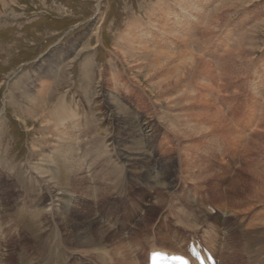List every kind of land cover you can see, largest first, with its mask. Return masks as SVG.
I'll return each mask as SVG.
<instances>
[{
    "label": "rangeland",
    "instance_id": "374dc122",
    "mask_svg": "<svg viewBox=\"0 0 264 264\" xmlns=\"http://www.w3.org/2000/svg\"><path fill=\"white\" fill-rule=\"evenodd\" d=\"M0 181V263L264 264V0H0Z\"/></svg>",
    "mask_w": 264,
    "mask_h": 264
},
{
    "label": "bare ground",
    "instance_id": "6f19581e",
    "mask_svg": "<svg viewBox=\"0 0 264 264\" xmlns=\"http://www.w3.org/2000/svg\"><path fill=\"white\" fill-rule=\"evenodd\" d=\"M152 24V23H151ZM155 26V25H154ZM125 86V85H124ZM60 113H62V111L60 110ZM61 115H63V114H61ZM64 115H67V114H65L64 113ZM63 115V116H64ZM220 123H222V122H220ZM259 124V123H258ZM228 126V125H227ZM224 127V126H223ZM222 127V128H223ZM255 131H257V130H255ZM231 132V131H230ZM229 132V133H230ZM238 136H241V135H238ZM243 136V135H242ZM210 137V136H209ZM231 137V136H230ZM233 137V136H232ZM237 137V136H236ZM224 138V137H223ZM235 138V137H234ZM233 138V139H234ZM226 139V138H225ZM232 139V138H231ZM236 139V138H235ZM210 140V139H209ZM228 140H230V139H228ZM227 140V141H228ZM239 141V140H238ZM214 143V142H213ZM228 143V142H227ZM240 143V142H239ZM231 144V143H230ZM236 144V143H235ZM232 145H233V143H232ZM230 147V146H229ZM211 148V147H210ZM215 148V147H214ZM129 149V148H128ZM123 151H124V149H123ZM128 152V151H127ZM54 155H56V153H53ZM124 155H126V154H124ZM122 156V155H121ZM53 158L55 157V156H52ZM56 157H57V155H56ZM60 158V157H59ZM52 159V158H51ZM56 159H54V161H55ZM147 160H149V159H147ZM157 162V161H156ZM2 165V164H1ZM33 166V165H32ZM41 166V165H40ZM42 166H44V165H42ZM225 168V167H224ZM32 169V168H31ZM161 169V168H160ZM206 170H209L210 171V174H211V176H215L216 174H214V171L213 170H210V168L209 167H206L205 168ZM33 170V169H32ZM135 170H137L136 168H135ZM34 171V170H33ZM127 171V170H126ZM138 172H139V170H137ZM156 172V171H155ZM132 173V172H131ZM149 173H150V171H149ZM38 174V173H37ZM141 175V174H140ZM161 175V174H160ZM163 175V174H162ZM221 175V174H220ZM219 175V178L221 179V181L222 180H224V179H226L225 177H223V176H220ZM227 175V174H226ZM37 176V175H36ZM144 176V175H143ZM188 176V175H187ZM186 176V177H187ZM216 176H218V175H216ZM215 176V177H216ZM114 177V176H113ZM152 178H153V176H151ZM189 177V176H188ZM151 178V179H152ZM229 178V177H228ZM150 179V178H149ZM150 179V180H151ZM158 179V178H157ZM181 179V178H180ZM192 179V178H191ZM219 179V180H220ZM47 180H48V178H47ZM163 180V179H162ZM189 180V179H188ZM187 180V181H188ZM215 180V179H214ZM43 181V180H42ZM50 181V180H49ZM115 181V180H114ZM152 181V180H151ZM183 181V180H182ZM1 182V181H0ZM47 182V181H46ZM45 182V183H46ZM148 182V181H147ZM163 182V181H162ZM228 182H229V179H228ZM234 182V181H233ZM233 182L232 183H230V184H228V186L230 185V188H232V186H233ZM160 183V182H159ZM159 183L157 184V185H159ZM193 183H195V181H193ZM44 184V183H43ZM112 184V183H111ZM118 184V183H117ZM154 184V183H153ZM165 184V183H164ZM190 185L192 184V183H189ZM198 184V183H197ZM20 185V184H19ZM113 185V184H112ZM156 185V186H157ZM184 185V184H183ZM8 186V185H7ZM16 186V185H15ZM110 186V185H109ZM138 186V185H137ZM160 186V185H159ZM166 186V185H165ZM186 186V185H185ZM194 186V185H193ZM199 186V185H198ZM26 187V186H25ZM54 187V186H53ZM114 187V186H113ZM161 187V186H160ZM164 187V186H163ZM173 187V186H172ZM197 187V186H196ZM24 188V187H23ZM140 188H142L141 186H140ZM184 188H186V187H184ZM192 188V187H191ZM155 189V188H154ZM158 189V188H157ZM187 189V188H186ZM115 190V189H114ZM160 190V189H159ZM4 191V190H3ZM11 191V190H10ZM172 191V190H171ZM188 191V190H187ZM160 192H161V190H160ZM164 192V191H163ZM4 193V192H3ZM9 193V192H8ZM22 193V192H21ZM25 193H26V190H25ZM165 193V192H164ZM172 193V192H171ZM187 193V192H186ZM52 195H50L49 197H50V202H49V205H47V207H46V209L47 208H50V210L53 208L54 209V207L56 206V203L57 202H59V204H60V202L62 203V202H64V199L67 197L66 195H64V193H51ZM98 194V193H97ZM110 194V193H109ZM113 194H114V192H113ZM159 194H161V193H159ZM17 195V194H16ZM69 195V194H68ZM107 195V194H106ZM106 195H104V196H106ZM167 195V194H166ZM178 195V194H177ZM181 195V194H180ZM186 195H188V194H186ZM14 196V195H13ZM23 196V195H22ZM89 196V195H88ZM87 196V197H88ZM99 196V195H98ZM110 196V195H109ZM161 196V195H160ZM9 197V196H8ZM73 197V196H72ZM71 197V198H72ZM76 197V196H75ZM111 197V196H110ZM157 197H159V195L157 196ZM163 197V196H162ZM169 197H172V196H169ZM70 197L68 196V199H69ZM78 198V197H77ZM109 198V197H108ZM160 198V197H159ZM158 198V199H159ZM164 198V197H163ZM167 198V197H166ZM5 199V198H4ZM13 199V198H12ZM73 199V198H72ZM75 199V198H74ZM93 199V198H92ZM106 199V198H105ZM143 199V198H142ZM141 199V200H142ZM78 200V199H77ZM164 200V199H163ZM94 201V200H93ZM101 201V200H100ZM68 202H71L72 203V200L71 201H68ZM79 202V201H78ZM96 202V201H95ZM140 202V201H139ZM178 202V201H177ZM191 202V201H190ZM189 202V203H190ZM65 203V202H64ZM63 203V204H64ZM151 203H153L152 201H151ZM150 203V204H151ZM160 203V201H156L155 202V204L158 206V205H160L159 204ZM3 204V203H2ZM16 204V203H15ZM65 204H67V203H65ZM72 204H74V203H72ZM165 204H166V202H165ZM179 204V203H178ZM44 205V204H43ZM42 205V206H43ZM45 205H46V203H45ZM44 205V206H45ZM155 205V206H156ZM164 205V204H163ZM177 205V204H176ZM18 206V205H17ZM40 206V205H39ZM69 206H71L70 204H69ZM165 206V205H164ZM190 206V205H189ZM59 207V206H58ZM65 207V206H64ZM66 207H68V205L66 206ZM166 207V206H165ZM260 207V206H259ZM3 208V207H2ZM15 208V207H14ZM45 208V207H44ZM56 208V207H55ZM60 208V207H59ZM70 208V207H69ZM72 208H74V207H72ZM16 209V208H15ZM35 209H37V208H35ZM44 210V209H42L43 211H39V212H45V211H47V210ZM52 209V210H53ZM61 209V208H60ZM253 209H254V207H253ZM258 209V208H257ZM256 209V210H257ZM49 210V211H50ZM58 210V209H57ZM57 210H55V211H57ZM70 210V209H69ZM72 210V209H71ZM150 210V209H149ZM227 210H229V209H227ZM231 210H232V208H231ZM233 210H234V208H233ZM236 210V209H235ZM37 211V212H38ZM63 211V210H62ZM164 211V210H163ZM162 211V212H163ZM238 211V210H237ZM255 211V210H254ZM37 213V214H40V213ZM58 212V211H57ZM223 212V211H222ZM234 212V211H233ZM9 213V212H8ZM46 213V212H45ZM51 213H52V211H51ZM64 213V212H63ZM229 213V212H228ZM231 213V212H230ZM248 213V212H247ZM44 214V213H43ZM53 214V213H52ZM62 214V213H61ZM65 214H67V213H65ZM179 214V213H178ZM233 214V213H232ZM262 214V213H261ZM21 215V214H20ZM29 215V214H28ZM36 215V214H35ZM34 215V216H35ZM41 215V214H40ZM55 215H56V213H55ZM85 215V214H84ZM194 215V214H193ZM210 215V214H209ZM234 215V214H233ZM245 215V214H244ZM7 216V215H6ZM18 216V215H17ZM22 217L23 216H27V215H21ZM21 216H19L18 217V219H19V221H20V217ZM33 216V217H34ZM37 216V215H36ZM35 216V218L37 219V217ZM47 216H49V215H47ZM52 216V215H51ZM66 216H68V215H66ZM239 216V215H238ZM240 216H241V214H240ZM13 217V216H12ZM30 217V216H29ZM28 217V218H29ZM32 217V218H33ZM46 217V216H45ZM50 217V216H49ZM59 217V216H58ZM61 217V216H60ZM85 217V216H84ZM83 217V218H84ZM192 217V216H191ZM228 217V216H227ZM230 217V216H229ZM7 218H9V216L7 217ZM25 218H27V217H25ZM24 218V219H25ZM46 218H48V217H46ZM51 218V217H50ZM64 218V217H63ZM62 218V219H63ZM195 218V217H194ZM231 218V217H230ZM229 218V219H230ZM236 218V217H235ZM12 219V218H11ZM14 219V218H13ZM61 219V220H62ZM67 219V218H66ZM22 220V219H21ZM26 220V219H25ZM41 220V219H40ZM48 220V219H47ZM99 220V219H98ZM196 220V219H195ZM2 221V220H1ZM10 221V220H9ZM28 221V220H27ZM32 221V220H31ZM35 222H36V220H34ZM44 221V220H43ZM53 221V220H52ZM56 221V220H55ZM90 221V220H89ZM189 221H191V220H189ZM193 221V220H192ZM198 221V220H197ZM8 222V221H7ZM12 223H13V221H11ZM24 224H25V222L24 221H22ZM21 222V223H22ZM29 222V221H28ZM28 222H26V223H28ZM34 222V223H35ZM41 222V221H40ZM61 222V221H60ZM64 222V221H63ZM68 222H70V220L68 221ZM88 222V221H87ZM194 222H196V221H194ZM262 222V221H261ZM15 223V222H14ZM33 223V224H34ZM46 223V222H45ZM56 223V222H55ZM54 223V224H55ZM58 223V222H57ZM102 223V222H101ZM144 223V222H143ZM186 223V222H185ZM199 223V222H198ZM259 223V222H258ZM31 224V223H30ZM67 224V223H66ZM227 224V223H226ZM3 225V224H2ZM10 224H8V226H9ZM26 225V224H25ZM36 225H38L37 224V222H36ZM40 225V224H39ZM39 225L37 226V230H38V228L40 229V227H39ZM83 225H85V224H83ZM186 225V224H185ZM258 225V224H257ZM28 226H30V225H28ZM41 226V225H40ZM58 226V225H57ZM7 227V226H6ZM150 227V226H149ZM197 227L198 226H193L192 227V229L195 231V233H197ZM260 227V226H259ZM1 228V227H0ZM33 226H32V230H33ZM56 227H54V229H55ZM62 228V227H61ZM64 228V227H63ZM113 228V227H112ZM151 228V227H150ZM249 228V227H248ZM247 228V229H248ZM250 228H252V227H250ZM249 228V229H250ZM1 229H3V228H1ZM7 229V228H6ZM25 229H28V228H25ZM36 229V228H35ZM42 229V228H41ZM57 229H59V228H57ZM264 229V228H263ZM30 230H31V228H30ZM29 230V231H30ZM56 230V229H55ZM236 230V229H235ZM261 230H262V228H261ZM6 231V230H5ZM25 231H27V230H25ZM40 231V230H39ZM42 231V230H41ZM44 231V230H43ZM67 231V230H66ZM148 231V230H147ZM151 231V230H150ZM234 231V230H233ZM232 231V232H233ZM245 231H247V230H244L243 232L245 233ZM251 232H252V230H250ZM259 231V230H258ZM38 232V231H37ZM100 232V231H99ZM136 232V231H135ZM237 232V231H236ZM248 232V231H247ZM3 233V232H2ZM2 233H0V234H2ZM30 233H32V232H30ZM34 233V232H33ZM42 233V232H41ZM57 233V232H56ZM241 233V232H240ZM250 233V232H249ZM39 234V233H38ZM133 234V233H132ZM146 234H148V233H146ZM236 234V233H235ZM36 235V234H35ZM58 235H60L59 234V232H58ZM67 235H68V233H67ZM121 235V234H120ZM247 235V234H246ZM246 235L244 236V238L246 237ZM32 236V235H31ZM124 236V235H123ZM125 236H129V235H125ZM147 236V235H146ZM235 236V235H234ZM254 236V235H253ZM252 236V237H253ZM65 237V236H64ZM71 237V236H70ZM69 237V238H70ZM145 237V236H144ZM237 237V236H236ZM249 237H251V236H249ZM248 237V238H249ZM10 238V237H9ZM8 238V239H9ZM23 238V237H22ZM40 238V237H39ZM148 238V237H147ZM147 238H144L145 240L147 239ZM210 238H212V237H210ZM210 238H208L207 240H205L204 241V245H203V247L204 248H208L209 249V251H210V253L212 254V256H214V258L216 257V258H218V256H216V251L218 250V247H219V242L215 239V241H209V239ZM226 238V237H225ZM247 238V239H248ZM258 238V237H257ZM31 239V238H30ZM34 239V238H33ZM75 239V238H74ZM120 239V238H119ZM163 241H164V239L163 238H161ZM192 239L193 240H195L193 237H192ZM71 240V239H70ZM235 240V239H234ZM236 240H237V238H236ZM235 240V241H236ZM240 239H238L237 241H239ZM242 240V239H241ZM253 240V239H252ZM7 241V240H6ZM21 241V240H20ZM74 241V240H73ZM78 241V240H77ZM130 241V240H129ZM134 241V240H133ZM224 241V240H223ZM229 241V240H228ZM247 241V240H246ZM245 241V242H246ZM248 241H250V239L248 240ZM10 242V241H9ZM72 242V241H71ZM126 242V241H125ZM145 242V241H144ZM143 242V243H144ZM148 242V241H147ZM161 242V241H160ZM6 243V242H5ZM11 243V242H10ZM20 243V242H19ZM93 243H95L94 242V240H93ZM92 243V244H93ZM126 243H129L128 242V240H127V242ZM137 243V242H136ZM226 243V242H225ZM233 243H236V242H233ZM256 243V242H255ZM7 244V243H6ZM37 244V243H36ZM53 244V243H52ZM91 244V245H92ZM96 244V243H95ZM106 244V243H105ZM134 244V243H133ZM140 244V243H139ZM138 244V246H140ZM142 244V243H141ZM189 244H190V240L188 241V246L186 247V248H182L181 246H179V249L178 250H172L171 248L173 247H176V244H173L172 245V247H167V246H164V245H158V244H153L151 247H150V249L148 250V252H147V260H146V264H149V258H150V254H152V253H155V252H160V253H164V254H167V255H179V256H183V257H191V258H206V257H204L203 256V254L201 253V250L200 249H197V251L195 252V251H193L190 247H189ZM248 244V246H249V244H250V242H248L247 243ZM252 244V243H251ZM254 244V243H253ZM1 245V244H0ZM3 245V244H2ZM72 245V244H71ZM126 245V244H125ZM169 245V244H168ZM171 245V244H170ZM178 245V244H177ZM226 245V244H225ZM225 245L223 244L222 246H224V248H225ZM245 245V244H244ZM262 245L264 246V244L262 243ZM6 246V245H5ZM36 246V245H35ZM48 246H50V245H48ZM126 246H128V244L126 245ZM132 246V245H131ZM134 247H135V245H133ZM136 246H137V244H136ZM222 246L220 245V247L222 248ZM228 246V245H227ZM226 246V247H227ZM238 246H239V244H238ZM237 246V247H238ZM246 246V245H245ZM3 247V246H2ZM13 247V246H12ZM99 247V246H98ZM98 247H96V248H98ZM101 247V246H100ZM133 247V248H134ZM230 247V246H229ZM15 248V247H14ZM95 248V247H94ZM114 248L116 249V252L118 251L119 252V254L121 255H124L122 252H123V249H122V246H121V244H119V243H114ZM140 248V247H139ZM228 248V247H227ZM226 248V249H227ZM238 248H240V247H238ZM243 248V247H242ZM245 248H247V247H245ZM256 248V247H255ZM44 249V250H43ZM69 249V248H68ZM93 249V248H92ZM99 249V248H98ZM105 248H103V250H104ZM236 249V248H235ZM244 249V248H243ZM259 249V248H258ZM261 249V248H260ZM49 251L48 252H46L47 250L45 249V246H44V244H42V246L40 247V250L39 251H41L42 252V255L45 257V258H56V253L57 252H59V251H57V252H55V251H53V249L52 248H49L48 249ZM69 250H71V248L69 249ZM133 250V249H132ZM231 249H229L228 251H230ZM238 250V249H237ZM241 249H239L238 251H240ZM245 250V249H244ZM244 250L241 252V253H243L244 252ZM247 250H248V248H247ZM254 250V249H253ZM88 251H90V250H88ZM93 251V250H92ZM98 251V250H97ZM99 251H101V250H99ZM98 251V252H99ZM227 251V250H226ZM234 251V250H233ZM232 251V252H233ZM76 252V251H75ZM94 252V251H93ZM103 252V251H102ZM248 252V251H247ZM257 252H258V250H257ZM263 253H264V251H262ZM74 253V252H73ZM77 253V252H76ZM79 253V252H78ZM85 253H89V252H85ZM95 253H97V252H95ZM94 253V254H95ZM223 253H225V252H223ZM222 253V254H223ZM228 253V252H227ZM260 253V252H259ZM7 254H8V252H7ZM81 254V253H80ZM82 254H83V252H82ZM90 254V253H89ZM119 254H117L116 256H120ZM226 254V253H225ZM237 254V253H236ZM249 253H247V255H248ZM121 255V256H122ZM126 255H128V254H126ZM195 255V256H194ZM251 255V254H250ZM253 255V254H252ZM262 255V254H261ZM24 256V255H23ZM112 256H115V255H112ZM115 256V257H116ZM225 256V255H224ZM18 257V256H17ZM21 257H22V255H21ZM26 257V256H25ZM60 257V256H59ZM223 257V256H222ZM228 257V256H227ZM227 257H225V258H222V262H224L223 264H225L226 263V261L228 262V258ZM250 257V256H249ZM27 258V257H26ZM8 259V260H7ZM133 258H124V257H122V258H119V257H116L115 258V260H116V264H133V262L131 261ZM251 259V258H250ZM18 260H24V258H16V261H15V264H17L18 263ZM102 260L104 261V263L105 264H115L114 263V261H112L111 259H109L108 257H106V258H102ZM25 261V260H24ZM54 261V260H53ZM37 262V261H36ZM99 262V261H98ZM100 262H101V260H100ZM218 262V261H217ZM238 262V261H237ZM258 262V261H257ZM262 262H263V260H262ZM240 263V262H239ZM260 263H261V261H260ZM0 264H10L9 263V258H5V260H3L2 259V262L0 263ZM37 264H42L41 262H37ZM49 264H51L50 262H49ZM53 264V263H52ZM135 264V263H134ZM219 264V263H218ZM241 264V263H240Z\"/></svg>",
    "mask_w": 264,
    "mask_h": 264
}]
</instances>
